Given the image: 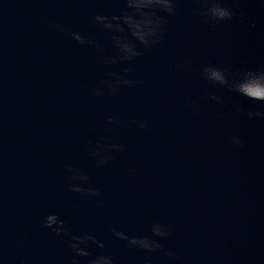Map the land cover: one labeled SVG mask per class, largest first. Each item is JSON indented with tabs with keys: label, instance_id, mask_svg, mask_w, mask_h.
<instances>
[{
	"label": "clouds",
	"instance_id": "9594fccd",
	"mask_svg": "<svg viewBox=\"0 0 264 264\" xmlns=\"http://www.w3.org/2000/svg\"><path fill=\"white\" fill-rule=\"evenodd\" d=\"M123 8L120 14L97 13L92 17L94 25L108 35L115 50L114 55L101 53L99 62L105 66L121 65L118 71H110L103 75L98 85L89 87V95L96 97H118L125 89H132L145 85V81L132 76L131 65L141 59L146 53L154 50L164 40L168 32V21L179 12L182 0H120ZM197 5L195 9L201 21L211 27L231 24L234 21H247V15L238 7L240 0H190ZM49 23V27L58 32H66L72 40L81 46H96V42L89 36L77 31L66 29L61 24ZM178 70L191 71L192 64L189 59L176 65ZM198 78L207 85L228 89L236 96L248 101L264 105V63L256 67H241L233 69L215 63H204L197 70ZM206 91L208 102L223 104L224 100L215 92ZM184 107L196 113L198 106L191 97H185ZM233 109L246 117L249 121L264 120V110L255 107L243 108L240 104H233ZM222 118V113H217ZM105 119L110 125H119L121 120L113 114H106ZM140 130L148 128V122L143 119L130 121ZM229 143L238 149L246 147V140L238 135L228 138ZM89 155L98 169L104 168L114 158V154L125 151L123 143L115 142L110 138L97 144L94 149H89ZM69 173V191L79 193L102 206L99 199L101 193L98 189L87 187L90 177L80 168L66 165ZM129 175L135 174L134 168H129ZM41 227L50 230L57 237H65L67 247L71 253L69 264H117L114 257L103 251L106 248L104 240L90 233L74 234L65 220L56 213H50L41 221ZM173 234L172 226L167 221H153L148 236H130L127 233L110 229L111 237L123 241L126 247L145 253L163 252L174 261L180 260L175 250L166 248L164 241ZM95 249V251H94Z\"/></svg>",
	"mask_w": 264,
	"mask_h": 264
}]
</instances>
